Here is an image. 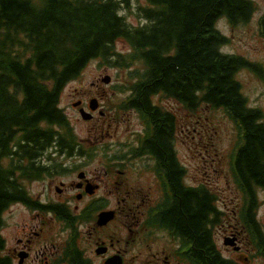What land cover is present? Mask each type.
<instances>
[{
  "label": "trees",
  "instance_id": "16d2710c",
  "mask_svg": "<svg viewBox=\"0 0 264 264\" xmlns=\"http://www.w3.org/2000/svg\"><path fill=\"white\" fill-rule=\"evenodd\" d=\"M137 6L140 23L128 22L132 0H0V227L3 210L20 194L16 183L28 172L21 159L50 148L70 150L76 135L59 105L64 86L93 59L126 69L136 107L150 96L175 98L189 110L205 104L220 109L242 130L234 160L240 183L264 187V111L250 106L237 78L248 69L264 80V67L245 56L222 51L229 37L218 27L224 18L235 27L250 20L254 0H145ZM264 36V15L261 19ZM130 45L116 50V40ZM131 80V81H130ZM132 103V104H133ZM168 117V121H165ZM169 116L157 129L152 147L168 161L180 190V170L167 144ZM20 170L18 176L16 170ZM182 204L169 208L163 221L195 239L198 256L224 262L214 248L210 224L218 221L215 193H181ZM208 221V225L206 224ZM4 239L0 234V251ZM0 264H10L1 255Z\"/></svg>",
  "mask_w": 264,
  "mask_h": 264
},
{
  "label": "flooded vegetation",
  "instance_id": "af4514ba",
  "mask_svg": "<svg viewBox=\"0 0 264 264\" xmlns=\"http://www.w3.org/2000/svg\"><path fill=\"white\" fill-rule=\"evenodd\" d=\"M119 95L114 105L99 93L80 95L72 107L92 114L81 119L88 123L86 137L78 138L65 112L76 135L73 147L61 153L53 147L21 159L28 172L17 181L20 194L3 210L0 227V253L10 264H211L205 251L198 256L194 238L163 221L169 208L181 206L182 192L211 191L208 180L194 182L191 168L178 155L177 131L183 128L179 130L175 111L162 100L178 101L154 93L149 107H136L135 93ZM93 98L98 100L95 109ZM163 114L170 117L167 144L180 170V190L171 178L172 163L152 147L159 144ZM227 174L236 202L230 206L231 198L215 193L218 221L210 224L214 248L229 264H264V187L249 188L240 183V174ZM7 209L19 212L6 236V217L17 212ZM216 227L223 229L221 247Z\"/></svg>",
  "mask_w": 264,
  "mask_h": 264
},
{
  "label": "rangeland",
  "instance_id": "374dc122",
  "mask_svg": "<svg viewBox=\"0 0 264 264\" xmlns=\"http://www.w3.org/2000/svg\"><path fill=\"white\" fill-rule=\"evenodd\" d=\"M256 10L251 19L235 27L230 26L226 20L220 19L218 26L223 33L229 37V42L222 47L224 52L239 54L245 56L251 61H257L264 67V36L261 34V16L264 14V0H254ZM145 0H132L130 11L122 10L127 16L128 22L132 24L140 23L136 16L138 5L145 4ZM117 51L127 52L129 45L123 39L115 43ZM126 69L108 65L97 59L91 60L76 78L67 82L61 93L60 106L67 112L73 123L76 132L82 138L86 137V122L82 121L79 112L73 109L72 103H76L77 98L84 94L103 95L106 103L116 104L121 92L113 93V85L123 83ZM110 75V82L106 83L102 79ZM237 78L242 85V92L247 97L250 106L260 107L264 111V80L248 69H241ZM98 81L99 87L92 86L91 82ZM129 81V80H128ZM127 83V82H125ZM163 105L175 111L179 123L177 131L178 155L183 162H186L189 172L192 173L194 182L208 180L209 188L217 195H226V200L231 198L230 206L235 204L236 193L230 176V154L236 139L235 124L222 111L203 106L196 111H188L175 100H162ZM68 117V118H69ZM69 119V120H70ZM182 132V133H181ZM116 137L112 138L115 140ZM185 139L188 142L184 141ZM106 141H109V139ZM105 143V141H104ZM197 179V180H196ZM264 193L261 192L260 197ZM19 209L12 215H7V226L4 228V234L7 236L9 226L13 219L18 215ZM8 212L10 209H7ZM216 240L218 245H222V228L216 227Z\"/></svg>",
  "mask_w": 264,
  "mask_h": 264
},
{
  "label": "water",
  "instance_id": "95a60500",
  "mask_svg": "<svg viewBox=\"0 0 264 264\" xmlns=\"http://www.w3.org/2000/svg\"><path fill=\"white\" fill-rule=\"evenodd\" d=\"M109 78H110V76L107 75V76L104 78V80H105V81H108ZM91 104H92V107L95 108V107H96V99H93V100L91 101ZM82 114H83V117H84V118H89V117H90V114L85 113L84 111H82ZM225 242H226V243H232V240L227 239Z\"/></svg>",
  "mask_w": 264,
  "mask_h": 264
},
{
  "label": "bare ground",
  "instance_id": "6f19581e",
  "mask_svg": "<svg viewBox=\"0 0 264 264\" xmlns=\"http://www.w3.org/2000/svg\"><path fill=\"white\" fill-rule=\"evenodd\" d=\"M119 39H117L116 41H118Z\"/></svg>",
  "mask_w": 264,
  "mask_h": 264
}]
</instances>
